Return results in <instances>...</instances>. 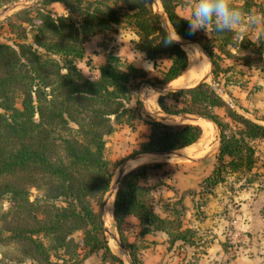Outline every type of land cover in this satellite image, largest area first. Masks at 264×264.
I'll return each mask as SVG.
<instances>
[{"label":"trees","instance_id":"obj_1","mask_svg":"<svg viewBox=\"0 0 264 264\" xmlns=\"http://www.w3.org/2000/svg\"><path fill=\"white\" fill-rule=\"evenodd\" d=\"M12 1L0 0V7ZM159 2L170 27L181 38L194 39L186 18L175 11V0ZM52 3H60L66 15H54L48 8ZM151 4L152 0H38L4 20L20 41L0 42V201L6 203L0 207V243L18 246L37 264L78 262L79 251L82 259L95 255L98 264H123L110 251L100 222L101 203L117 165L106 156L104 137L116 126L136 117L149 125L145 139L123 159L188 148L202 135L198 124H165L141 111L137 83L145 78L143 68L112 53L96 67L85 57V40L123 21L134 30L135 47L153 67L159 56L168 61L150 85L180 78L189 67L188 57L177 43L164 46L166 32ZM224 44L225 37L218 50ZM202 47L214 71L213 49ZM82 59L88 70H97L96 78L81 72L77 62ZM156 103L163 113L194 114L218 128L217 164L203 178L205 188L221 181L225 169L251 168L250 141L264 139V125L236 113L207 83L167 91ZM218 107L235 126L220 119L214 111ZM161 164H138L118 179L112 219L130 264L143 263L123 234L128 217L136 219L140 234L162 231L170 245L186 243L192 233L181 229L178 219L161 217L152 208L151 190L160 181L151 180V172ZM75 233L79 240L73 238Z\"/></svg>","mask_w":264,"mask_h":264},{"label":"rangeland","instance_id":"obj_2","mask_svg":"<svg viewBox=\"0 0 264 264\" xmlns=\"http://www.w3.org/2000/svg\"><path fill=\"white\" fill-rule=\"evenodd\" d=\"M36 1L29 0L26 4L31 6ZM175 2L177 3L176 13L186 19L190 18L192 9L187 6L186 0H175ZM232 3L240 8L245 15L248 13L264 14V0H232ZM48 8L54 15H66V10L60 3H52ZM151 8L160 15L162 9L159 0H152ZM21 9L23 8L16 7L7 14L0 16L1 43L10 44L13 41H20L8 31L4 20L7 16ZM224 37L226 44L221 51L218 50L217 46ZM137 39L134 30L122 21L115 25L113 30L97 31L85 40L83 42L85 57L89 58L92 65L96 67L104 62L108 54L112 53L117 55L122 62L133 64L145 70L144 62L150 60L146 59L144 54L135 47L134 43ZM193 40L201 46L204 44L212 48L217 64V68L213 71V65L209 64L205 55L196 46L190 45V48L203 56V67H205L203 68V75L208 73L203 82L214 89L224 100V103L234 109L236 113L264 125V22H258L254 28H250L242 34L236 31L218 33L209 26L206 31L202 29L196 32ZM84 60L77 62V66L85 76L96 78L97 70H88L84 65ZM155 61V67L152 65L150 71L145 70V78L140 79L137 83L141 111L146 113L145 115L149 118H155L156 121L165 124L188 122L199 125L195 121L178 117L162 118L164 113L160 111L157 103L154 108L148 106L149 101L155 100L156 102L158 95L167 89L190 87L191 84L194 85L201 81L203 77L193 81L188 78L191 73L190 70H185L177 80H172L164 85H150V81L159 78L158 71L164 69L168 64L164 56L157 57ZM187 64L189 65V58ZM190 80L194 83H189ZM214 111L221 120L229 123L232 127L235 126L226 116L222 107L214 108ZM143 119L136 117L129 124L118 125L112 133L104 137L106 156L112 162L117 163L110 185L116 179L118 168L125 161L123 157L135 149L139 141L145 139L149 125ZM210 124L211 133L203 137L202 130L201 137L190 148L177 149L174 155H150L140 159L128 160L129 163L126 161L127 166L124 165V171H127L141 163H162L160 167L151 172V180L160 181V184L151 190L152 208L161 217L178 219L181 229L189 228L192 231L187 235L186 243L175 241L170 245L164 232L155 231L140 234V227L136 219L133 217L126 218L122 226L123 234L127 242L135 245L137 257L143 264H232L237 246L241 244L242 236L241 231L236 227L237 203L240 200L237 198L236 192L249 187L252 192L264 182V139L250 141L254 150V162L249 170L230 172L225 169L221 172L222 180L207 189L201 182L217 164L216 153L219 148H217L219 130L212 123ZM193 149L196 150L195 153H193ZM224 161H227L226 157ZM218 188H221L220 191H217ZM31 195H34L33 190ZM113 196L112 194L110 234L118 236L112 219ZM5 206V201H0V207L4 208ZM207 217L214 218L215 230L210 226H204ZM104 227L106 231L109 230L105 226V220ZM104 235L110 251L115 254L109 245L110 236L105 232ZM79 236V233H75L73 238L79 240ZM214 238L221 240L216 243L218 245L217 250L213 249L208 254L207 249L211 248ZM112 241L116 245L113 239ZM116 247L119 249L117 245ZM120 251L125 259L115 255L123 264H130L128 251ZM78 253L80 259L78 262L75 260L72 262L68 260L67 256H63V259L68 260L66 264H98L95 255L91 254L82 259V251ZM0 264L37 263L23 256L18 246L0 243Z\"/></svg>","mask_w":264,"mask_h":264},{"label":"crops","instance_id":"obj_3","mask_svg":"<svg viewBox=\"0 0 264 264\" xmlns=\"http://www.w3.org/2000/svg\"><path fill=\"white\" fill-rule=\"evenodd\" d=\"M218 188L217 191H220ZM216 191V194H217ZM238 211L236 213L237 228L241 231V244L237 246V252L232 264H264V182L251 192V188L240 189L236 192ZM236 196V195H235ZM216 207V206H214ZM204 226H210L215 230V220L212 217L206 218ZM221 239L214 238L209 254L213 249L218 248L216 243Z\"/></svg>","mask_w":264,"mask_h":264},{"label":"clouds","instance_id":"obj_4","mask_svg":"<svg viewBox=\"0 0 264 264\" xmlns=\"http://www.w3.org/2000/svg\"><path fill=\"white\" fill-rule=\"evenodd\" d=\"M186 4L192 9L191 17L186 19L190 34L202 29L206 31L209 26L218 33L236 31L242 34L254 28L258 22H264V14L245 15L240 8L233 5L232 0H186ZM165 32L162 40L164 46L180 41L181 37L174 28L171 31L166 28ZM143 66L150 71L152 64L145 61Z\"/></svg>","mask_w":264,"mask_h":264},{"label":"water","instance_id":"obj_5","mask_svg":"<svg viewBox=\"0 0 264 264\" xmlns=\"http://www.w3.org/2000/svg\"><path fill=\"white\" fill-rule=\"evenodd\" d=\"M29 1V0H15L14 2L8 4V5H5L3 6L1 9H0V16H3L5 14H7L8 12L12 11L13 9H15L16 7H20V8H26L30 5L27 6L26 2ZM33 1H36V0H33ZM160 3V2H159ZM161 7V5H160ZM162 9V7H161ZM159 16V20L161 22V25L162 27L164 28V30H166V28L171 31L172 28L170 27V25L168 24L166 18H165V14L163 12V10L161 11L160 15ZM171 29V30H170ZM180 47L184 46V45H194L196 46L204 55L205 57L207 58L209 64L211 65V61H210V58L208 57L206 51L203 49V47L198 43L196 42L195 40L193 39H187V38H181L179 42H176ZM208 76V73H205V75H203L202 77V80L195 83L194 85L192 86H195L201 82H203V80L205 79V77ZM191 87V86H190ZM178 89V88H176ZM172 90H175V89H167L165 92L167 91H172ZM165 92H162L161 94H164ZM146 114V113H145ZM181 118V119H188L190 121H196V120H204L206 122H209V123H212L215 127L216 125L206 119V118H202V117H199V116H193V115H189L188 113H182V114H167V113H164L163 117L162 118ZM155 119V118H153ZM217 148L219 147V137H218V141H217ZM174 152L175 150H171V151H164V152H144V153H140V154H136V155H133L127 159H125V161L123 162V164L118 168L117 170V176H116V179L113 181V183L109 186V189L108 191L106 192V194L104 195L103 197V200H102V203H101V207H100V222L102 223L103 225V228H104V232L107 233L105 227H104V219H103V215H104V208H105V205L108 201V199L111 197V195L113 194L114 195V192L116 190V186H117V183H118V179L126 172L124 171V165L126 163V161L128 160H134V159H140V158H143V157H146V156H150V155H153V156H163V155H174ZM194 160V159H192ZM114 198V196H113ZM112 239L115 241L116 245L124 250V251H128L126 249V247L123 245L122 241L120 240V238L117 236V235H111Z\"/></svg>","mask_w":264,"mask_h":264},{"label":"bare ground","instance_id":"obj_6","mask_svg":"<svg viewBox=\"0 0 264 264\" xmlns=\"http://www.w3.org/2000/svg\"><path fill=\"white\" fill-rule=\"evenodd\" d=\"M186 46H189V47H186ZM182 47H183V50L185 51V53L187 54V56L189 58V67L186 69V71L190 70L191 73H190V76L188 78H190L193 81H197L204 74L203 68H205V67H203L204 66V62L202 61L203 56L200 53L196 52L194 49L190 48V45H184ZM184 80H187V79H184ZM191 80H190L189 83H194V82H191ZM190 86H192V84ZM155 104H156L155 100H152V101H149L148 102V106H150L152 108H154ZM195 122L196 123H199V126L202 128V130H203V137L208 136L211 133L212 128H211V124L209 122H206V121L201 120V119L200 120H196ZM195 152H196V150H194L193 153H195ZM127 162L125 163L126 166L129 163V162L128 163ZM131 162H133V161H131ZM106 209H107V212H106ZM103 219L105 220V226H106V228L109 229L107 231V234L110 236L109 237V245H110V248L112 249V251L116 255L120 256V258L121 257L123 258L122 253L120 251L122 249L119 248L120 249L119 250L116 247V245L114 244V242L111 239L112 238L111 237L112 234H110L111 233L110 232L111 231L110 230L111 229V226H110L111 225V197L108 199V201H107V203L105 205ZM123 259H125V258H123Z\"/></svg>","mask_w":264,"mask_h":264}]
</instances>
